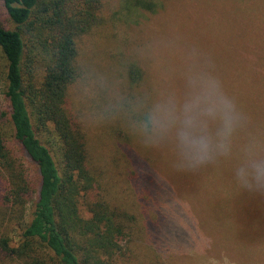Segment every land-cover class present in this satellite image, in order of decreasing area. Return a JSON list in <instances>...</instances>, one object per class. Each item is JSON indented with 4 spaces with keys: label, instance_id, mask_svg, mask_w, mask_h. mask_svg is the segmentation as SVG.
Segmentation results:
<instances>
[{
    "label": "trees",
    "instance_id": "16d2710c",
    "mask_svg": "<svg viewBox=\"0 0 264 264\" xmlns=\"http://www.w3.org/2000/svg\"><path fill=\"white\" fill-rule=\"evenodd\" d=\"M161 8L162 0H0V264H132L123 246L138 224L148 243L158 244L170 215L154 208L156 172L138 147L151 133L143 127L151 107H134L144 72L123 64L129 91L110 107L114 120L101 131L125 166L135 204L129 210L114 203L106 173L96 171L90 129L72 102L85 73L80 41L118 22L139 24ZM246 39L238 51L235 110L246 118L242 131L264 136V42L257 48ZM48 135L57 140L61 165L43 140Z\"/></svg>",
    "mask_w": 264,
    "mask_h": 264
},
{
    "label": "rangeland",
    "instance_id": "374dc122",
    "mask_svg": "<svg viewBox=\"0 0 264 264\" xmlns=\"http://www.w3.org/2000/svg\"><path fill=\"white\" fill-rule=\"evenodd\" d=\"M3 20L14 29L6 12ZM261 30L264 0H162L161 10L143 16L141 23L118 22L107 32L97 30L80 41L85 73L74 87L73 109L90 129L96 171L106 173L104 186L116 205L135 207L129 203L133 193L122 174L121 156L113 151L111 136L101 132L106 122L114 120L110 107L129 91L123 64L137 63L145 75L136 111L151 107L152 112L163 104L171 107L175 121L170 131L146 134L138 145L141 153L149 154L156 172L154 208L170 215L169 225L156 245L148 243L141 233L143 225L138 224L123 246L127 262L264 264V195L241 191L233 178L246 146H264L260 129L235 133L228 157L200 167H181L185 155L193 160L207 156L219 143L224 121L235 110L240 41L247 38L258 48L264 42ZM2 86L0 80V93ZM185 120L199 134L181 144ZM43 140L61 165L57 140L50 142L49 135ZM12 148L21 157L13 143ZM118 189L122 205L115 197ZM32 211L31 201L26 220ZM82 213L89 215L84 207Z\"/></svg>",
    "mask_w": 264,
    "mask_h": 264
},
{
    "label": "clouds",
    "instance_id": "9594fccd",
    "mask_svg": "<svg viewBox=\"0 0 264 264\" xmlns=\"http://www.w3.org/2000/svg\"><path fill=\"white\" fill-rule=\"evenodd\" d=\"M175 121L170 106H157L145 118L143 127L146 131L157 135L170 131ZM186 129L179 138L180 143L186 142L190 136L197 135L198 130L191 127L190 121H183ZM246 125V118L234 109L230 117L224 121L222 137L215 148L207 155L195 160L184 156L181 167H200L214 162L218 157H228L231 154V139L235 133L242 131ZM234 182L241 191L264 195V146L258 143H250L245 148L242 162L234 170Z\"/></svg>",
    "mask_w": 264,
    "mask_h": 264
}]
</instances>
